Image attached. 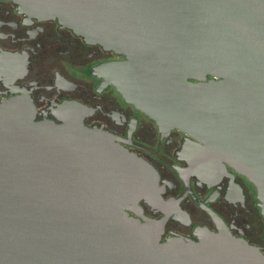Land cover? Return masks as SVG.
I'll list each match as a JSON object with an SVG mask.
<instances>
[{
    "label": "water",
    "instance_id": "1",
    "mask_svg": "<svg viewBox=\"0 0 264 264\" xmlns=\"http://www.w3.org/2000/svg\"><path fill=\"white\" fill-rule=\"evenodd\" d=\"M12 1L123 56L98 73L160 131L202 144L192 171L245 177L264 220V0ZM88 112L61 106L56 125L24 97L0 103V264H264L223 225L161 242L138 206L154 170L85 127Z\"/></svg>",
    "mask_w": 264,
    "mask_h": 264
},
{
    "label": "flooded vegetation",
    "instance_id": "2",
    "mask_svg": "<svg viewBox=\"0 0 264 264\" xmlns=\"http://www.w3.org/2000/svg\"><path fill=\"white\" fill-rule=\"evenodd\" d=\"M123 60L55 20L0 0V103L24 97L34 108L35 122L56 125L61 124V106L86 107L85 127L114 137L154 170L153 197L138 206L142 217L163 224L161 242H197V230L217 233L223 225L264 255V220L254 187L226 164L223 169L192 171L187 153L202 144L178 130L160 131L98 73L99 67Z\"/></svg>",
    "mask_w": 264,
    "mask_h": 264
}]
</instances>
